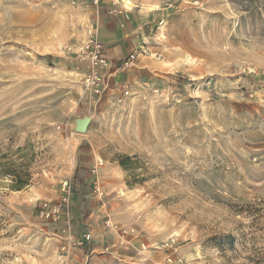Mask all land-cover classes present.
<instances>
[{"label": "rangeland", "instance_id": "374dc122", "mask_svg": "<svg viewBox=\"0 0 264 264\" xmlns=\"http://www.w3.org/2000/svg\"><path fill=\"white\" fill-rule=\"evenodd\" d=\"M116 1L146 52L93 94L102 4L0 0V264H62L37 211L66 194L58 223L109 219L145 246L86 264H264V0Z\"/></svg>", "mask_w": 264, "mask_h": 264}, {"label": "crops", "instance_id": "0c3cea01", "mask_svg": "<svg viewBox=\"0 0 264 264\" xmlns=\"http://www.w3.org/2000/svg\"><path fill=\"white\" fill-rule=\"evenodd\" d=\"M103 3L106 5L103 6ZM100 4H102L100 6L101 9H99L100 16L95 15L92 19V23L97 39L103 44L104 51L102 55L107 61V66L102 73L106 81H110L111 83V80H117L121 83L124 80V69L121 68L122 63L134 49L136 44H143V30L148 28L147 21H142L134 14L128 13L129 11L121 5L117 7L119 11H121V14L111 15L108 13L110 7L109 2L103 0ZM124 15L127 16V20L124 22V27H120L119 22L121 19H124ZM94 167L96 169L95 173L91 172L90 189L95 198L102 200L104 197V191L101 187L99 177L97 176V167ZM95 187L99 189L100 194L94 192ZM68 205L69 202L67 206ZM77 207V214H80L83 206L80 207V205L77 204ZM94 212L95 210L93 213ZM90 215L92 216L93 214ZM78 218V216H76V219L73 218L71 224L69 223L70 218H67V221L62 220L65 224L58 223L61 219L56 222L47 221L48 223L55 225L57 228L55 233H60L61 236L59 237L61 239L70 240V258H72V264H86L87 262H93V260L96 259L98 260L97 255L99 254L94 255L96 252H101L102 257L104 258L109 256L123 257L136 252L142 253L141 250H138L140 249L139 246L141 243L136 244L133 238L128 239L127 235L129 232L119 231V229H116L112 223L107 225L106 220L102 223L100 222V226L97 225L96 220H92L88 230H86L80 225ZM87 233L90 235V240L87 242L83 241L81 246L77 245V242L81 240V236Z\"/></svg>", "mask_w": 264, "mask_h": 264}, {"label": "built area", "instance_id": "2783aa9c", "mask_svg": "<svg viewBox=\"0 0 264 264\" xmlns=\"http://www.w3.org/2000/svg\"><path fill=\"white\" fill-rule=\"evenodd\" d=\"M89 2L98 6L101 3V0H89ZM110 7L108 9V13L111 15L121 14V11L117 8L119 2L116 0H109ZM123 7V6H122ZM127 20V16L124 15V19L120 20L119 26L124 27V22ZM93 23L88 27V37L85 44V52L84 56L81 58L87 61V73L84 75L83 86L84 89L88 90L93 94H100L104 89L108 87L109 82L105 80V77L102 73L107 66V61L103 57L104 47L103 44L97 39L94 32ZM146 50L143 47V44L137 45L134 49L129 53L128 57L123 61L122 67L123 69L133 63V61L140 55L145 53ZM110 85L112 87H123V84L118 82L117 80H112ZM127 93V92H124ZM95 167L92 169V173H95ZM66 191V189H64ZM94 192L96 194H100V191L97 187L94 188ZM68 199L67 194L63 195L59 201H42L38 205V215L40 218L46 221L56 222L59 221L61 215L64 213V208L67 207ZM106 224L110 225L108 220H106ZM90 240V235L83 234L81 236V240L77 242V245L81 246L84 242ZM141 251L144 250V244H140ZM70 250H71V242L69 239H64L61 245L62 255L60 257L64 258L62 264H70L68 259H70Z\"/></svg>", "mask_w": 264, "mask_h": 264}, {"label": "water", "instance_id": "95a60500", "mask_svg": "<svg viewBox=\"0 0 264 264\" xmlns=\"http://www.w3.org/2000/svg\"><path fill=\"white\" fill-rule=\"evenodd\" d=\"M75 123H76L75 130L79 131V132H83V131H85V128L87 126L88 119L87 118H79V119H76Z\"/></svg>", "mask_w": 264, "mask_h": 264}, {"label": "bare ground", "instance_id": "6f19581e", "mask_svg": "<svg viewBox=\"0 0 264 264\" xmlns=\"http://www.w3.org/2000/svg\"><path fill=\"white\" fill-rule=\"evenodd\" d=\"M134 62V61H133ZM132 64V63H131Z\"/></svg>", "mask_w": 264, "mask_h": 264}]
</instances>
